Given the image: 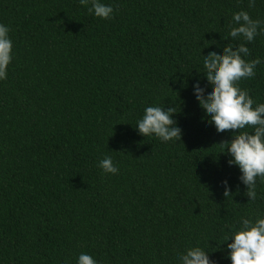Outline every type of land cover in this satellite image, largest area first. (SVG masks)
Returning a JSON list of instances; mask_svg holds the SVG:
<instances>
[{
	"label": "trees",
	"instance_id": "obj_1",
	"mask_svg": "<svg viewBox=\"0 0 264 264\" xmlns=\"http://www.w3.org/2000/svg\"><path fill=\"white\" fill-rule=\"evenodd\" d=\"M103 3L111 19L81 0H0L12 40L0 80V264H76L81 252L98 264H178L191 246L230 264L223 239L264 212V180L249 201L218 153L232 130L205 123L192 83L208 86L201 56L246 43L228 35L232 14L264 21V0ZM246 46L261 63L238 86L264 103V34ZM147 106L176 107L178 142L138 134ZM105 156L118 174L98 166Z\"/></svg>",
	"mask_w": 264,
	"mask_h": 264
},
{
	"label": "clouds",
	"instance_id": "obj_2",
	"mask_svg": "<svg viewBox=\"0 0 264 264\" xmlns=\"http://www.w3.org/2000/svg\"><path fill=\"white\" fill-rule=\"evenodd\" d=\"M89 4L87 11L100 19H111L113 7L103 0H81ZM250 6L254 0H249ZM232 26L228 33L233 41L243 38L251 43L257 35L264 34V21L253 20L246 11L232 14ZM10 28L0 23V80L7 78L8 65L12 60ZM246 43L227 44L221 52L210 51L202 57V87L199 79L192 83V93L198 107L208 117L206 124L214 126L217 133L232 130L231 138L219 143L220 154H226L227 164L235 166L238 180L246 186L249 201L256 199L257 178L264 180V103H256L247 90L238 86L242 78H252L255 68L261 63L259 57L246 60L250 55ZM180 87H187L181 80ZM255 105V106H254ZM176 107L147 106L137 120L135 129L143 137L154 136L161 142L179 141L182 129L174 115ZM250 129V131L248 130ZM98 166L107 174H118L119 169L110 156L99 160ZM224 197H230L227 180L221 181ZM226 256L230 264H264V212L254 219L241 217L239 227L225 235ZM222 242V243H223ZM208 251L200 246H191L177 253L178 264H215ZM76 264H98L91 255L81 252Z\"/></svg>",
	"mask_w": 264,
	"mask_h": 264
}]
</instances>
